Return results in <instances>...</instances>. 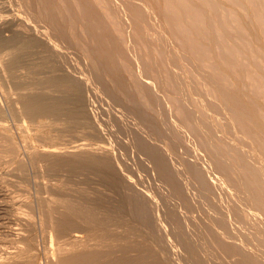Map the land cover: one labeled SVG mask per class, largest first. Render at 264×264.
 <instances>
[{"label": "rangeland", "instance_id": "1", "mask_svg": "<svg viewBox=\"0 0 264 264\" xmlns=\"http://www.w3.org/2000/svg\"><path fill=\"white\" fill-rule=\"evenodd\" d=\"M0 17L1 34L14 36L0 46V264H60L56 248L73 239L108 252L98 264L135 259V245L149 247L141 264H264V0H0ZM47 74L68 89L35 84ZM39 88L76 96L86 122L24 114L16 97ZM47 146L59 152L31 157ZM76 154L106 158L119 188L48 160ZM79 190L102 201V216L133 196L150 228L126 210L133 228L109 223L121 235L112 251L81 227L61 234L54 219Z\"/></svg>", "mask_w": 264, "mask_h": 264}, {"label": "bare ground", "instance_id": "2", "mask_svg": "<svg viewBox=\"0 0 264 264\" xmlns=\"http://www.w3.org/2000/svg\"><path fill=\"white\" fill-rule=\"evenodd\" d=\"M1 5H3V4H1ZM253 9V8H252ZM256 9L254 8L253 9V12H256L255 11ZM7 13V12H6ZM257 14V16H258V11L256 12ZM87 14V13H86ZM255 15V14H254ZM7 16V15H6ZM12 16V15H11ZM256 16V17H257ZM1 18V17H0ZM4 18V17H3ZM96 18V17H95ZM258 18H259V16H258ZM5 19V18H4ZM98 19V18H97ZM14 20V19H13ZM88 20V19H87ZM2 21V20H1ZM5 21V20H4ZM7 21H8V19H7ZM7 21H5V22H7ZM97 21V20H96ZM260 23H261V21H259ZM1 23V22H0ZM5 24H7V23H5ZM3 25H4V23H3ZM2 26V25H1ZM11 26V25H10ZM13 27V26H12ZM16 27V26H15ZM10 28V27H9ZM17 28V27H16ZM16 28H15V30H16ZM13 29V28H12ZM37 31V30H36ZM15 32V31H14ZM15 34V33H14ZM17 34V33H16ZM13 35V34H12ZM37 35V34H36ZM6 36H9L8 34L6 35ZM30 36V35H29ZM33 36V35H32ZM34 37V36H33ZM40 37V36H39ZM16 38V37H15ZM26 38H28V37H26ZM36 38V37H35ZM39 39V38H38ZM14 40V36H11V37H4L2 34H1V32H0V46L1 47H5L6 45H8L11 41H13ZM37 41V40H36ZM37 42H39V41H37ZM22 45H23V43H22ZM9 46V45H8ZM35 46V43H33V42H29L28 44H26L25 43V45L23 46V47H26V48H31V47H34ZM36 47V46H35ZM49 47V46H48ZM56 48V47H55ZM7 49V48H6ZM33 49V48H32ZM53 49V48H52ZM96 49V48H95ZM34 50V49H33ZM31 51V50H30ZM95 51V50H94ZM11 52V51H10ZM10 52L8 53V55L10 54ZM13 52V51H12ZM42 52V51H41ZM47 52H48V49H47ZM92 52H93V50H92ZM96 53H97V51H95ZM14 53V52H13ZM95 53V54H96ZM97 55V54H96ZM10 56H13V55H10ZM14 56H15V54H14ZM14 56L13 57H8V59H9V61H8V64L10 65H8L9 67H11L12 66V61H13V58H14ZM15 58H17L16 56H15ZM4 61V60H3ZM14 63H15V61H13ZM55 64V63H54ZM53 64V65H54ZM40 65H41V63H40ZM45 65H46V63H45ZM48 66H49V64H47ZM44 66V67H48V66ZM8 67V68H9ZM1 68V67H0ZM53 68V67H52ZM54 73V72H53ZM50 74H52V73H50ZM48 75V74H47ZM46 75V76H47ZM55 74H53V75H48L47 77H44V78H42V79H40V78H38V79H40L39 81H38V79H37V82L35 83V84H37V83H39V87H40V83H42V84H46L45 86L46 87H48V86H50V87H56V88H58V87H67V89H68V81L66 80V79H64V78H61V77H58V76H54ZM69 78V77H68ZM74 80V79H73ZM77 82V81H76ZM72 84V83H71ZM75 84H77V83H75ZM74 84V85H75ZM73 85V84H72ZM35 86V85H34ZM43 86V85H42ZM41 86V87H42ZM44 86V87H45ZM70 87V86H69ZM74 88L76 87V86H73ZM73 87H71V88H73ZM80 87V86H79ZM34 88V87H33ZM43 88V87H42ZM62 88H60V89H62ZM30 90H31V88H29ZM28 89V90H29ZM39 89H41V88H39ZM44 89V88H43ZM59 89V88H58ZM33 90V89H32ZM46 90V89H45ZM50 90V89H49ZM54 90V89H53ZM76 90H77V88H76ZM42 91V89L40 90V92ZM51 91H52V89H51ZM51 91H49V92H51ZM57 91L58 90H56V95H57ZM61 91V90H60ZM68 91V90H67ZM74 92H75V90H73ZM80 91V90H79ZM24 92H26V91H24ZM32 92H35V93H32V94H30L31 92H29L28 91V94L26 93H20L19 92V94H18V96L16 97L17 98V101L21 104V108H22V110L21 111H23V113L24 114H26V115H28V116H36V115H38V116H40V115H44V121L48 118H46L45 119V115H49V116H52L53 118H60V117H64L65 119H64V121L68 124V125H66V126H68V128H69V126H72L73 127V124L75 123V122H78L79 124H82L83 122L85 123L86 122V120L84 121V111L85 110H83V108L81 107V102H80V100L78 99V98H76V96L75 97H71L70 95V97H55V96H51V97H49V96H47L46 95V91L43 93V92H38V93H36L37 91H32ZM61 92H63V91H61ZM77 92V91H76ZM81 92H82V90H81ZM52 93V92H51ZM58 94H60L59 92H58ZM64 94V93H63ZM72 94V93H71ZM66 95V94H65ZM73 95V94H72ZM75 95H77V94H75ZM80 98V97H79ZM16 101V102H17ZM82 101V100H81ZM20 112V111H19ZM42 116H40V118H41ZM37 118V117H36ZM52 118V119H53ZM49 119V118H48ZM62 119V118H61ZM42 120H43V118H42ZM38 121H39V119H38ZM43 121V122H44ZM46 121H48V120H46ZM1 122V121H0ZM40 122H42V121H40ZM2 123V122H1ZM45 123V122H44ZM43 123V124H44ZM50 123V122H49ZM49 123H48V125H49ZM51 123H53V122H51ZM77 123V124H78ZM3 124V123H2ZM78 124V125H79ZM4 125V124H3ZM3 125H1L0 124V130H1V132L0 133H2V131H4L5 130V128H7V127H5V126H3ZM47 125V126H48ZM53 125V124H52ZM56 125V124H55ZM42 126V124H40L39 125V127H41ZM44 126H46V125H44ZM82 126V125H81ZM90 126V125H89ZM38 127V132L40 133V134H45V132L46 131H44V130H42V129H40ZM87 127V126H86ZM43 129H44V127H42ZM47 128V127H46ZM85 128V127H84ZM40 129V130H39ZM49 130H50V128H48ZM7 130V129H6ZM51 130H52V128H51ZM58 130V129H57ZM53 131V130H52ZM90 131V130H89ZM7 132V131H6ZM47 132H49V131H47ZM92 132V131H91ZM38 133V134H39ZM49 133H51V132H49ZM59 133V132H58ZM3 134V133H2ZM8 133H5V137L6 138H8L9 139V137L10 136H8L7 135ZM96 134V133H95ZM47 135H48V133H47ZM4 136V135H3ZM46 136V135H45ZM52 136H53V133H52ZM42 137V136H41ZM44 137V136H43ZM47 137H50V136H47ZM42 139H44V138H42ZM45 140H46V138H45ZM7 141H9V140H7ZM49 141V140H48ZM52 141V140H51ZM13 143H12V141H11V143H9L8 145H10L11 147H14L13 145H12ZM84 145V143L82 144V143H79V144H76V145H74L73 147L74 148H81L82 146ZM53 146V145H52ZM51 146V147H52ZM47 147H49V146H47ZM46 147V148H47ZM86 147V146H85ZM105 147V146H104ZM38 148V147H37ZM50 148V147H49ZM55 149V147H52V149L50 148L49 150H48V148H47V150H37L36 148V150L34 149V150H32L31 151V153H30V155H32L31 157H33V159L34 158H36V160H37V158L39 157V156H44V157H46V156H54V155H56L55 154V152L56 151H58L59 150V148H57L56 147V149ZM84 148V147H83ZM96 148H98V150H99V147H94V149H96ZM12 148H10V150H11ZM77 149L75 150V151H77ZM92 149H93V147H92ZM101 149V148H100ZM12 150H14V148L12 149ZM80 150V149H79ZM82 150V149H81ZM84 150V149H83ZM90 150V149H89ZM100 151H102V150H100ZM105 151V150H104ZM59 152V151H58ZM69 154H70V152L69 151H67ZM89 152V151H88ZM94 152V151H93ZM95 152H96V150H95ZM108 152V151H107ZM12 153H13V151H12ZM64 153V152H63ZM62 153V154H63ZM66 153V152H65ZM97 153H100V152H98L97 151ZM101 153H103V152H101ZM105 153V152H104ZM154 153V152H153ZM157 153V152H156ZM14 154H16V152L14 153ZM109 154H111V153H109ZM108 154V155H109ZM66 155H68V154H66ZM97 155H99V154H97ZM106 155V154H105ZM104 155V156H105ZM153 155V154H152ZM154 157H155V155H153ZM30 157V156H29ZM43 157V158H44ZM17 159V158H16ZM20 159V158H19ZM31 160L30 161H32V158H30ZM39 159V158H38ZM41 159V158H40ZM159 159V158H158ZM46 160V159H45ZM48 160H52V164H53V166H55V167H57L58 165H61V164H64L65 165V167L69 170H72V171H74V170H79L80 172L81 171H87V170H92V171H94V172H97V173H99L100 175H101V177H102V180L106 183V185H109V186H111V187H114V188H119V182H120V180H119V182H118V178H119V176L116 174L115 175V173L117 172H113L112 171V169H111V166L112 165H110V163H109V161L106 159V158H103V157H100V156H96V155H90V154H87V155H80V154H76V155H71V156H69V157H63V156H61V158H57V159H48ZM110 160H112V158L110 159ZM160 161V160H159ZM18 162V161H17ZM33 162V161H32ZM34 162L36 163L37 161H35L34 160ZM44 162V161H43ZM46 162H48V161H46ZM50 162V161H49ZM113 162V161H112ZM157 162H158V160H157ZM22 163V162H21ZM24 163V162H23ZM22 163V164H23ZM39 163V162H38ZM45 163V162H44ZM51 163H49L50 165H51ZM48 164V165H49ZM159 164H160V162H159ZM162 164V163H161ZM19 166V165H18ZM52 166V165H51ZM159 166V165H158ZM161 166V165H160ZM163 166V165H162ZM52 168V167H51ZM58 168H60V167H58ZM62 168V167H61ZM60 168V169H61ZM63 168H64V166H63ZM163 168V167H162ZM51 170V169H50ZM115 170H117V169H115ZM49 171V170H48ZM55 171V170H54ZM88 171V172H89ZM76 172V171H75ZM82 173V172H81ZM93 173V172H92ZM85 174V173H84ZM70 175H71V173H70ZM82 175V174H81ZM99 175V176H100ZM119 175H120V173H119ZM93 176V175H92ZM91 176V177H92ZM117 176H118V178H117ZM168 176V175H167ZM73 178V177H72ZM75 178V177H74ZM98 178V177H97ZM168 178H170V177H168ZM77 179V178H76ZM85 179V178H84ZM85 180H87V179H85ZM93 180V179H92ZM101 180V179H100ZM73 181V180H72ZM81 181H82V179H81ZM89 181V180H88ZM122 181V180H121ZM86 182V181H85ZM91 182V181H90ZM104 182H102V183H104ZM123 182V181H122ZM62 183V182H61ZM84 183V182H83ZM121 183V182H120ZM63 184V183H62ZM80 184V183H79ZM98 184V183H97ZM70 185H71V183H70ZM85 185V184H84ZM121 185V184H120ZM125 185V184H124ZM130 185V184H129ZM128 185V186H129ZM55 186V184L53 185V187ZM57 186V185H56ZM66 186V185H65ZM81 186H82V184H81ZM58 187H59V185H58ZM64 187V186H63ZM73 187V186H72ZM97 187V186H96ZM104 187H106V186H104ZM131 187V186H130ZM57 188V187H56ZM55 188V189H56ZM77 188H78V186H77ZM85 188V187H84ZM90 188V187H89ZM107 188V187H106ZM123 188H125V187H123ZM54 189V188H53ZM58 189V188H57ZM63 189V188H62ZM67 189V188H66ZM72 189V188H71ZM132 189V188H131ZM61 190V189H60ZM72 190H74V189H72ZM85 190V189H84ZM95 190V189H94ZM115 191H116V189H114ZM113 190V191H114ZM65 191V190H64ZM71 191V190H70ZM69 191V192H70ZM88 191V190H87ZM100 191V190H99ZM112 191V190H111ZM130 191V190H129ZM135 191V190H134ZM60 192H62V191H60ZM73 192V191H72ZM90 192H92V191H90ZM94 192V191H93ZM65 193V192H64ZM77 193V192H76ZM76 193H75V195H76ZM79 193H81L80 192V190H79ZM117 193H121V192H117ZM130 193H131V191H130ZM138 193V195L136 194V196L138 197L140 194H139V192H137ZM61 194V193H60ZM69 194V193H68ZM72 194H74V193H72ZM85 193H81V195L77 198V196L79 195V194H77V196L75 197V199H76V202L74 203V204H67L66 203V205L64 204V206L63 207H65V209H63V207L60 209V211L61 210H64L63 211V213H62V211L60 212L59 211V213H62V214H58V217H55V218H57V219H54L55 221H56V226H57V229L60 231V233H61V231L63 232V234H65L64 232L66 231V232H68L67 230H70V228H72L73 229V227H75L74 229H76L77 228V230H78V228H82V229H84L85 231H84V234L85 233H87L86 234V236H88L89 238H90V240L92 241H97L98 242V244L100 243L102 246H104V248L102 247V249H105L106 247L108 248V249H111L112 248V245H113V243L115 242V241H117V240H119L120 238H121V235H116V233L115 234H113V233H111L110 231L111 230H108V225H109V223H110V225H113L112 223H111V221H118V222H120L121 224H123L124 223V220H127V219H124V217H125V214H127V216H128V211H129V214H131L134 218H136L138 221H136V219H135V221L137 222V223H139V224H141V225H144V226H146L147 228L149 227V223H148V219H150V218H148L147 219V216H146V214L144 213V212H147L146 210L144 211L143 210V208L145 207H142V205L143 204H145V203H143L142 205H141V203L139 202V201H137V199L135 200V199H133V198H129V197H133V196H130L129 195V197H127V195H122V196H120L119 197V199H118V202H116L117 204L115 205V207L113 208V209H109V211H107V212H105V213H103V216L101 215V213H102V201H97V199H96V201H92V200H94V199H92L91 201L88 199V200H85V196L86 195H84ZM86 194H88V193H86ZM97 194V193H96ZM113 194V193H112ZM122 194V193H121ZM58 195V194H57ZM56 195V196H57ZM65 195H67V194H65ZM64 195V196H65ZM88 195H90V194H88ZM105 195V194H104ZM132 195V194H131ZM55 196V195H54ZM56 196H55V199H56ZM60 196V195H59ZM58 196V198H60ZM70 196V195H69ZM74 196V195H73ZM97 196V195H96ZM99 196V195H98ZM106 196H108V195H106ZM106 196H105V198H106ZM110 196V195H109ZM113 196V195H112ZM141 196V195H140ZM68 197V196H67ZM71 197H72V195H71ZM88 197V196H87ZM86 197V198H87ZM92 197H94V196H92ZM134 197H135V195H134ZM109 198V197H108ZM136 198V197H135ZM139 198V197H138ZM140 198H143V197H140ZM54 199V198H53ZM61 199L62 200H65V199H63L62 197H61ZM74 199V200H75ZM73 201L72 199H69L68 201ZM104 200V199H103ZM106 200H108V199H106ZM54 201V200H53ZM60 202V200H57V202ZM88 201H90V202H88ZM105 201V200H104ZM143 201V200H142ZM48 204H49V202H51L52 203V200L51 201H46ZM58 202V203H59ZM63 202V201H62ZM109 202V201H108ZM110 202H112V201H110ZM148 202V201H147ZM43 203V202H42ZM55 203H56V201H55ZM107 203V202H106ZM57 204V203H56ZM60 204H61V202H60ZM107 204H109V203H107ZM110 204H115V203H110ZM110 204H109V206H110ZM148 204V203H147ZM46 205V204H45ZM45 205H44V207H45ZM63 205V204H62ZM61 205V206H62ZM43 206V205H42ZM47 206H49V205H47ZM46 206V207H47ZM52 206H55V205H53L52 204ZM56 206H58V205H56ZM60 206V207H61ZM46 207H45V209L43 208V210L45 211V213H46ZM51 207V206H50ZM50 207L48 208L49 210H47V211H49L50 213H51V215H53L52 214V212L50 211ZM54 208V207H53ZM58 208H59V206H58ZM110 208V207H109ZM57 208H54V210H56ZM145 209H147V207L145 208ZM51 210H52V208H51ZM59 210V209H58ZM105 210H107L106 208H105ZM126 210H128V211H126ZM148 210H149V207H148ZM126 211V212H125ZM101 212V213H100ZM124 212H125V214H124ZM48 213V212H47ZM49 214V213H48ZM47 214V215H48ZM56 214L57 213H55L54 215L56 216ZM105 214V215H104ZM124 214V215H123ZM46 216V215H45ZM126 216V217H127ZM130 216V215H129ZM131 216V217H132ZM52 217V216H51ZM125 217V218H126ZM43 218L45 219V217H44V214H43ZM49 218V217H48ZM47 218V219H48ZM53 218V217H52ZM51 218V219H52ZM128 218V217H127ZM133 218V219H134ZM51 219H48V221L49 220H51ZM43 220V219H42ZM53 220V219H52ZM130 221V220H129ZM135 221H134V224H135ZM150 221V220H149ZM154 221V220H153ZM53 222V221H52ZM126 222V221H125ZM43 223L45 224V222L43 221ZM46 223H48V222H46ZM127 223V222H126ZM130 223V222H129ZM49 224V223H48ZM50 224H51V222H50ZM49 224V225H50ZM116 224V223H115ZM154 224V223H153ZM47 225V224H46ZM53 228H54V222H53ZM123 225H125V227H127V230L129 231L130 229H132L133 228V226L131 225V226H126V224L124 223ZM51 226V225H50ZM134 226H136V224L134 225ZM52 227V226H51ZM150 228V227H149ZM152 228V227H151ZM16 229H18V228H16ZM56 229V230H57ZM73 229V230H74ZM82 229H80V230H82ZM110 229V228H109ZM56 230H54V231H56ZM76 230V231H77ZM151 230V229H150ZM20 231V230H19ZM71 231V230H70ZM152 231H153V229H152ZM21 232V231H20ZM57 232V231H56ZM82 233H83V231H81ZM58 234L57 235H59V232H57ZM62 234V233H61ZM60 234V235H61ZM78 234H80V235H82L81 233H78ZM84 234H83V236H84ZM19 235V234H18ZM56 235V234H55ZM123 235L126 237V234L125 233H123ZM65 236V235H64ZM63 236V237H64ZM65 238V237H64ZM68 238V237H67ZM70 238H72L71 236H70ZM24 239V238H23ZM79 239V238H78ZM82 239V238H81ZM68 240H71V239H68ZM74 240V242H71V241H73ZM73 240H71L70 242L68 241V242H66L65 241V239H64V241L67 243V244H65V242H64V244H62V245H66V247L67 248H65L64 246V248L63 247H60L58 250H57V248H56V252L58 251V252H61V253H59L60 255H61V257H59V258H61V262H60V260H59V262H60V264L61 263H65V264H87V263H89V264H98V260L96 259V257H98V254L99 253H102V256H103V254H105L104 252H106L105 250H94L93 251V249L91 250L89 247V242H85L84 241V243L85 244H83L82 245V243H81V245L80 244H78L77 243V241H76V243H75V239H73ZM84 240V239H83ZM22 241V240H21ZM24 241V240H23ZM26 241H27V238H26ZM25 241V242H26ZM30 241H32V239L30 240ZM29 242V241H28ZM61 242V241H60ZM31 243V242H30ZM26 244L28 245V243L26 242ZM26 244H24V245H26ZM97 244V245H98ZM99 244V245H100ZM96 245V244H95ZM98 245V246H99ZM15 246V245H14ZM21 246H23V245H19V247H21ZM19 247H17L19 250H16L15 249V251L17 252V251H20L21 249L19 248ZM26 247V246H25ZM30 247H31V245H30ZM130 247V245L127 247V248H129ZM22 248V247H21ZM90 250H89V249ZM99 248V247H98ZM101 248V247H100ZM127 248H126V250H127ZM131 248V247H130ZM138 249V251H139V254H138V256L135 258V259H133V260H131V259H123V257H122V259H120V260H118L117 258L116 259H112V258H114V256L110 259V261H109V259H108V261L106 262V263H104V261H103V263H101V258L102 257H100V255H99V257H100V263L99 264H141V263H143L144 261L146 262V258H145V256L148 254V252H149V247H146V246H141L140 248H139V246L138 245H135V247H134V249ZM23 249H25L24 247H23ZM27 249L29 250L30 248H26V254H27ZM32 249V248H31ZM96 249V248H95ZM125 249V248H124ZM113 249H111V251H112ZM98 251H99V253H98ZM101 251V252H100ZM110 251V250H109ZM110 251V252H111ZM124 251V250H123ZM16 252H14V253H16ZM20 252H23L22 250L20 251ZM29 252H30V254H34L33 252H32V250L30 251L29 250ZM29 252H28V254H29ZM32 252V253H31ZM11 253V252H10ZM9 253V254H10ZM13 252H12V254H14ZM24 253V252H23ZM52 253V252H51ZM106 253H108V252H106ZM112 254H114L113 252H111ZM2 254V253H1ZM7 254H8V252H7ZM16 254H18V253H16ZM30 254L28 255V257H30ZM54 254V253H53ZM56 254H58V253H56ZM3 255V254H2ZM15 255V254H14ZM23 255V259L27 256H25L24 257V254H22ZM51 255V254H50ZM60 255H57V256H60ZM111 255V254H110ZM1 256V255H0ZM6 256H8V255H6ZM5 256V257H6ZM19 256V255H18ZM17 256V257H18ZM21 256V255H20ZM19 256V257H20ZM106 256V255H105ZM107 256H108V254H107ZM106 256V257H107ZM9 257V256H8ZM10 257L12 258V256H11V254H10ZM15 257V256H14ZM13 257V259H15V258H17V257H15L14 258ZM2 258H4L3 256H2ZM7 258V257H6ZM6 258H4L3 260H5ZM32 258V257H31ZM33 258H34V256H33ZM105 257L103 256V259H104ZM119 258V257H118ZM17 259H21V258H17ZM26 259V258H25ZM29 259V258H28ZM37 259V258H36ZM3 260H0V261H2L3 262ZM16 260V259H15ZM57 260H58V257H57ZM6 261H7V259H6ZM10 261H14V260H10ZM18 261V260H17ZM20 261V260H19ZM29 261V260H28ZM30 261H32V259H30ZM2 262H0V263H2ZM5 262V261H4ZM3 262V263H4ZM9 262V261H8ZM21 262V261H20ZM25 262V261H24ZM26 262H27V260H26ZM33 262L35 263V262H37V261H34L33 260ZM16 263V262H15ZM30 263V262H29ZM11 264V263H10ZM14 264V263H13ZM23 264H26V263H23ZM27 264H28V262H27ZM31 264H32V262H31Z\"/></svg>", "mask_w": 264, "mask_h": 264}]
</instances>
